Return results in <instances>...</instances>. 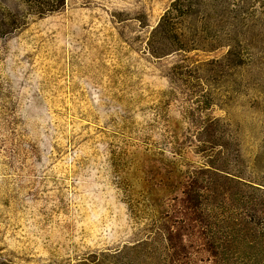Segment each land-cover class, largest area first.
I'll list each match as a JSON object with an SVG mask.
<instances>
[{
    "label": "rangeland",
    "instance_id": "rangeland-1",
    "mask_svg": "<svg viewBox=\"0 0 264 264\" xmlns=\"http://www.w3.org/2000/svg\"><path fill=\"white\" fill-rule=\"evenodd\" d=\"M0 264H264V0H0Z\"/></svg>",
    "mask_w": 264,
    "mask_h": 264
},
{
    "label": "trees",
    "instance_id": "trees-1",
    "mask_svg": "<svg viewBox=\"0 0 264 264\" xmlns=\"http://www.w3.org/2000/svg\"><path fill=\"white\" fill-rule=\"evenodd\" d=\"M159 26H160V24H159L158 27H157L158 29H159ZM157 28H156V29H157Z\"/></svg>",
    "mask_w": 264,
    "mask_h": 264
}]
</instances>
